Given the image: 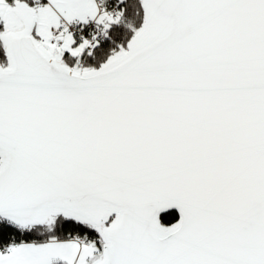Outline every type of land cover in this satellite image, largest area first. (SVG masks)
I'll return each instance as SVG.
<instances>
[{"label":"snow or ice","instance_id":"1","mask_svg":"<svg viewBox=\"0 0 264 264\" xmlns=\"http://www.w3.org/2000/svg\"><path fill=\"white\" fill-rule=\"evenodd\" d=\"M0 264H264V0H0Z\"/></svg>","mask_w":264,"mask_h":264}]
</instances>
